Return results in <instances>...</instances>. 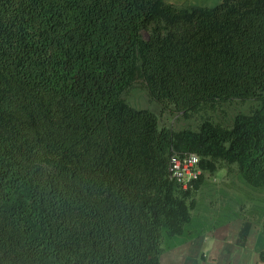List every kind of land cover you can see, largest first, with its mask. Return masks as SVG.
<instances>
[{"label": "trees", "instance_id": "trees-1", "mask_svg": "<svg viewBox=\"0 0 264 264\" xmlns=\"http://www.w3.org/2000/svg\"><path fill=\"white\" fill-rule=\"evenodd\" d=\"M139 83L186 118L256 105L176 130L127 102ZM185 153L187 188L169 178ZM232 166L264 193V0H0V264H161Z\"/></svg>", "mask_w": 264, "mask_h": 264}, {"label": "rangeland", "instance_id": "rangeland-1", "mask_svg": "<svg viewBox=\"0 0 264 264\" xmlns=\"http://www.w3.org/2000/svg\"><path fill=\"white\" fill-rule=\"evenodd\" d=\"M125 98L136 109H149L156 113L161 126L172 127L176 130H196L205 116L230 128L237 115L248 114L256 105L253 101L244 103L234 100L219 105L216 110H208L207 113L203 112L186 118L165 110L150 97L146 88L140 83L126 93ZM195 201L196 208L192 213L197 229L203 234L232 220H261L264 218V193L247 186L236 166L230 169L225 167L215 174L206 173L201 188L196 193ZM184 243L182 240H177L176 247L165 248L163 264H175L180 254L183 255L182 251H179Z\"/></svg>", "mask_w": 264, "mask_h": 264}, {"label": "crops", "instance_id": "crops-1", "mask_svg": "<svg viewBox=\"0 0 264 264\" xmlns=\"http://www.w3.org/2000/svg\"><path fill=\"white\" fill-rule=\"evenodd\" d=\"M168 3L215 7L223 0H166ZM264 218L236 219L182 244L175 264H264ZM162 255V263L163 264Z\"/></svg>", "mask_w": 264, "mask_h": 264}, {"label": "built area", "instance_id": "built-area-1", "mask_svg": "<svg viewBox=\"0 0 264 264\" xmlns=\"http://www.w3.org/2000/svg\"><path fill=\"white\" fill-rule=\"evenodd\" d=\"M203 174L201 157L196 153L173 154L169 163V178L187 188Z\"/></svg>", "mask_w": 264, "mask_h": 264}]
</instances>
